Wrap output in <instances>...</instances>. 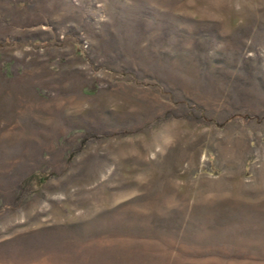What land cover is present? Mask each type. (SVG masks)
<instances>
[{"label": "rangeland", "instance_id": "1", "mask_svg": "<svg viewBox=\"0 0 264 264\" xmlns=\"http://www.w3.org/2000/svg\"><path fill=\"white\" fill-rule=\"evenodd\" d=\"M0 264H264V0H0Z\"/></svg>", "mask_w": 264, "mask_h": 264}]
</instances>
